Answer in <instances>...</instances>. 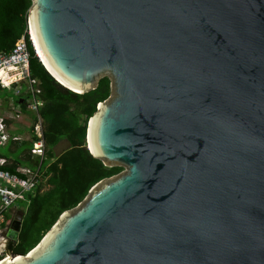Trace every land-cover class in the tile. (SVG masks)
<instances>
[{"label":"water","instance_id":"obj_1","mask_svg":"<svg viewBox=\"0 0 264 264\" xmlns=\"http://www.w3.org/2000/svg\"><path fill=\"white\" fill-rule=\"evenodd\" d=\"M32 13L80 90L38 54L56 81L110 78L86 146L126 171L21 264H264V0H31L30 28ZM23 215L0 231L12 259Z\"/></svg>","mask_w":264,"mask_h":264},{"label":"trees","instance_id":"obj_2","mask_svg":"<svg viewBox=\"0 0 264 264\" xmlns=\"http://www.w3.org/2000/svg\"><path fill=\"white\" fill-rule=\"evenodd\" d=\"M31 0H0V51H9L24 34L27 27ZM31 77L38 79L40 87V115L43 125L44 157L32 156L34 137L30 134L31 113L26 111V94L13 93V103L26 113L28 139L9 141L0 149L5 158L2 169L15 173L18 166L39 167V183L27 193L17 240L10 241L12 256L26 255L50 230L62 212L76 207L99 181L117 175L119 165H106L92 156L86 146L87 123L97 105L110 93L108 76L99 79L94 89L84 93L73 92L56 81L45 69L30 47ZM22 99V102H19ZM19 124V123H15ZM64 139L67 146L59 153L54 148ZM10 215L6 213V220ZM16 256V258H17Z\"/></svg>","mask_w":264,"mask_h":264},{"label":"built area","instance_id":"obj_3","mask_svg":"<svg viewBox=\"0 0 264 264\" xmlns=\"http://www.w3.org/2000/svg\"><path fill=\"white\" fill-rule=\"evenodd\" d=\"M30 47L33 48L38 57L35 43L32 37L29 19L27 16V27L24 34L15 42L9 51H0V90L13 88L18 84H24L26 90L25 104L26 111L30 112L31 124L30 134L33 135L31 154L32 156L44 157L43 125L40 115L42 100L40 99L39 81L31 77L30 72ZM26 113H23L20 105L13 102L0 112V147L7 145L9 141L21 140V134H15V123H23ZM28 120V119H27ZM5 163V158L0 157V231L6 228L7 211L13 207L17 201H25L27 193L35 189L39 183V167L18 166L15 173H11L1 168ZM6 239L0 236V261L10 256L5 251Z\"/></svg>","mask_w":264,"mask_h":264},{"label":"bare ground","instance_id":"obj_4","mask_svg":"<svg viewBox=\"0 0 264 264\" xmlns=\"http://www.w3.org/2000/svg\"><path fill=\"white\" fill-rule=\"evenodd\" d=\"M33 12V11H32ZM34 16H33V13H32V17H31V33H32V37H33V40H34V43H35V46H36V49H37V52L40 56V58L42 59V61L45 63L46 67L49 69V71L51 73H53V75H55V77L61 82L63 83L64 85L66 86H69L71 88H74L76 90H80V87L79 86H75L74 84L70 83L69 81H67L66 79H64L62 76L59 75V73L55 70V68L52 66V64L49 62V60L47 59L46 55H45V52L42 50V46H41V42L39 41V37H38V33H37V29H36V26H35V23H34ZM89 125H90V122H89ZM88 144H89V147L91 149V151L93 152L92 150V147L90 145V142H89V132H88ZM56 228H54L55 230ZM54 230H52L45 238H44V241L43 243H45L47 241V239L50 237V235L54 232ZM42 245V244H41ZM41 247V246H40ZM39 248H37L35 251H38ZM33 252V253H34ZM32 254V253H31ZM30 254V255H31ZM25 261V259L20 256L17 258L15 257L14 259H12V257L8 256L6 257L5 259L1 260L0 261V264H21Z\"/></svg>","mask_w":264,"mask_h":264},{"label":"rangeland","instance_id":"obj_5","mask_svg":"<svg viewBox=\"0 0 264 264\" xmlns=\"http://www.w3.org/2000/svg\"><path fill=\"white\" fill-rule=\"evenodd\" d=\"M14 88L15 89L5 88V89L0 90V112L1 113L8 106L9 103L13 102V98H12L13 93H23L26 90V86L24 84H18ZM26 121H28V120H26ZM18 125H22V124L20 122H19V124H14L15 129L12 130V132L15 134H21L25 140L28 139L29 134L27 133V128H21ZM59 143L60 144L54 148L55 153H59L61 150H63L67 146V142L64 141V139H62ZM0 149L6 150L5 147H0ZM125 171H126V167L123 166V170L121 171V173H124ZM14 206H16L18 208H22L23 202L17 201V202H15L13 207Z\"/></svg>","mask_w":264,"mask_h":264},{"label":"crops","instance_id":"obj_6","mask_svg":"<svg viewBox=\"0 0 264 264\" xmlns=\"http://www.w3.org/2000/svg\"><path fill=\"white\" fill-rule=\"evenodd\" d=\"M22 125H18L19 127H21V128H26L28 125L26 124V120H22ZM22 208H18V207H16V206H14V207H12V208H10L8 211H7V214L8 215H10V219L8 220V224L6 225L7 227H8V225L10 224V222H11V220H12V218L14 217V215L16 214V212L18 211V210H21ZM6 227V228H7Z\"/></svg>","mask_w":264,"mask_h":264}]
</instances>
